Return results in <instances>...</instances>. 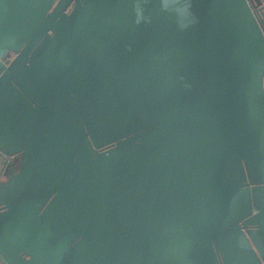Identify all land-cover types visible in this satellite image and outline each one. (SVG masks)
<instances>
[{
    "label": "water",
    "instance_id": "95a60500",
    "mask_svg": "<svg viewBox=\"0 0 264 264\" xmlns=\"http://www.w3.org/2000/svg\"><path fill=\"white\" fill-rule=\"evenodd\" d=\"M7 51L0 264H264V0H0Z\"/></svg>",
    "mask_w": 264,
    "mask_h": 264
},
{
    "label": "flooded vegetation",
    "instance_id": "af4514ba",
    "mask_svg": "<svg viewBox=\"0 0 264 264\" xmlns=\"http://www.w3.org/2000/svg\"><path fill=\"white\" fill-rule=\"evenodd\" d=\"M14 54L15 53L12 51H7L2 55L0 61L2 62L4 58H7L8 60L3 63V65L6 66L11 61ZM17 161L18 152H12L8 154L0 151V187L5 183L7 177L15 170Z\"/></svg>",
    "mask_w": 264,
    "mask_h": 264
},
{
    "label": "rangeland",
    "instance_id": "374dc122",
    "mask_svg": "<svg viewBox=\"0 0 264 264\" xmlns=\"http://www.w3.org/2000/svg\"><path fill=\"white\" fill-rule=\"evenodd\" d=\"M244 210H245V208H244ZM249 215H250V212L248 213L247 217ZM248 235L251 237V241L253 243L252 245L254 247V244L256 245V240H257L256 238L258 237V235L254 231H251V230H248ZM234 236H235V239L237 241L239 259L241 262L246 264V263H248L247 252H246L248 250L247 245L244 243L243 240H241V238L238 235L236 236L235 233H234Z\"/></svg>",
    "mask_w": 264,
    "mask_h": 264
}]
</instances>
